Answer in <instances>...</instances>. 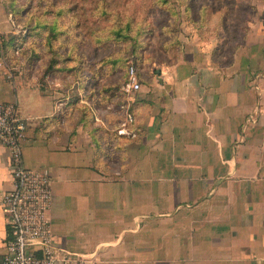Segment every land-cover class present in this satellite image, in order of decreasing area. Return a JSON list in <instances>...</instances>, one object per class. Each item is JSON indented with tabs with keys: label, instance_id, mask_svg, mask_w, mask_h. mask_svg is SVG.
<instances>
[{
	"label": "crops",
	"instance_id": "crops-1",
	"mask_svg": "<svg viewBox=\"0 0 264 264\" xmlns=\"http://www.w3.org/2000/svg\"><path fill=\"white\" fill-rule=\"evenodd\" d=\"M256 10L226 58L197 35L190 53L179 46L155 69L140 89L151 102L145 129L118 169L102 165L69 117L67 90L5 62L0 102L25 120L23 166L50 179L46 215L58 248L86 264H264V0ZM11 14L0 0V46L17 32ZM9 164L0 146V196L13 186ZM8 238L0 205V260Z\"/></svg>",
	"mask_w": 264,
	"mask_h": 264
},
{
	"label": "rangeland",
	"instance_id": "rangeland-1",
	"mask_svg": "<svg viewBox=\"0 0 264 264\" xmlns=\"http://www.w3.org/2000/svg\"><path fill=\"white\" fill-rule=\"evenodd\" d=\"M98 1L5 0L10 11L15 10V34L20 38L13 53L9 48L3 53L6 65L13 67L15 73L21 72L25 78L33 76L39 82L48 79L54 88L67 90L69 117L74 123L78 119L86 132L95 136L98 146L94 147L102 155V165L118 169L128 161L126 148L136 146L145 129L143 122L151 102L142 98L140 89L152 84L155 69L166 60H173L179 46L190 53L196 46L197 35L212 43L215 51L226 58L242 43L249 23L257 19L256 5L262 0H165L164 4L154 0H104L110 12L106 21L98 15ZM60 9L63 11L56 15ZM114 12L131 17L134 23L141 19L150 30L148 35L141 36L143 45L135 46L134 53L129 41L95 40L106 36L105 31L98 30L109 24ZM34 17L43 22L39 30L33 27ZM52 21L57 34L49 39V47L46 38L51 35ZM15 34L4 36V41ZM115 57L123 62L114 63ZM129 66L134 68L140 84L136 90L128 87ZM76 88L82 90L80 94ZM91 89L95 90L96 105L85 99ZM95 116L103 124L94 121ZM131 132L134 137L129 136ZM148 177L153 179L155 175L148 173Z\"/></svg>",
	"mask_w": 264,
	"mask_h": 264
},
{
	"label": "built area",
	"instance_id": "built-area-1",
	"mask_svg": "<svg viewBox=\"0 0 264 264\" xmlns=\"http://www.w3.org/2000/svg\"><path fill=\"white\" fill-rule=\"evenodd\" d=\"M0 55L3 75L11 78L4 68ZM128 87H140L134 68L128 67ZM25 120L18 115L13 102H0V146L10 155L11 189L0 196V205L6 217L9 234L0 264H86L84 255L68 253L52 241L49 220L46 213L50 208L51 182L45 173L23 166L21 143L26 134Z\"/></svg>",
	"mask_w": 264,
	"mask_h": 264
},
{
	"label": "trees",
	"instance_id": "trees-1",
	"mask_svg": "<svg viewBox=\"0 0 264 264\" xmlns=\"http://www.w3.org/2000/svg\"><path fill=\"white\" fill-rule=\"evenodd\" d=\"M164 1L165 0H154V2H156L157 4H164ZM97 3V6L96 8L98 7V10L100 11L98 13L99 16H103L104 19L103 20H107L106 17L107 15H109L110 12L107 11V3L104 2V0H99ZM8 6V5H7ZM9 9V7H8ZM10 10V9H9ZM63 10L60 9V10H57V14L58 15L59 13H61ZM12 12V11H11ZM15 13V10L14 12H12V18L14 20V15ZM92 13H94V10H92ZM114 18L109 20V24L108 25H103L102 27H100V29L98 30V32H106V36L105 37H102V38H95L96 42L97 41H106L108 40L109 38H112L113 40L115 39H122V40H126V41H129L130 42V51L132 53L133 50H134V47H142V42H141V36L144 37L145 35H148L150 33V30L147 29V27H145L144 25V22L143 20H139V22L137 23H134L133 22V19L129 16H120V14L118 12H114ZM34 20V29L36 30V28L38 29L40 26H43V22L42 20L40 19V17H34L33 18ZM41 20V21H40ZM17 22V21H16ZM261 22L262 24H264V12L261 16ZM50 31H51V35L49 38H46V42L47 44L49 45L50 47V44L51 42L49 41L50 38H52V36L54 37L57 33L55 32L56 31V25H55V22L52 21L50 22V27H49ZM135 29V30H134ZM39 30V29H38ZM38 32V31H37ZM59 32H62V31H59ZM131 32H134V35H131ZM200 36V35H199ZM201 37V36H200ZM18 38H20L19 36H17L16 34L15 35H12V37H10L7 41H4L2 39L1 41V50H0V54L3 56L4 58V62H6V55H4V50L6 48H9L10 49V52L13 53L14 50L17 48L18 46V43H19V40ZM127 42V43H129ZM114 63L115 62H123V59H121L120 57H115V59L112 60ZM7 64V62H6ZM5 64V65H6ZM7 67H9L8 65H6ZM94 89L92 90L91 89V94H88V96L85 98L89 101V103H93L94 105H96V103L93 101L94 98H96V96H94ZM129 110L130 112L132 113V110H133V105L131 104L129 106ZM129 114V113H128ZM89 133V132H88ZM91 135V139L95 142V145L98 146V141H96L95 139V136L93 134H90Z\"/></svg>",
	"mask_w": 264,
	"mask_h": 264
}]
</instances>
